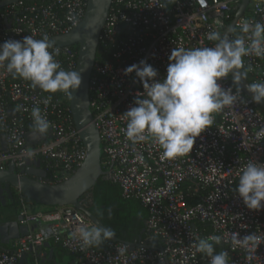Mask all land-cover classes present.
Instances as JSON below:
<instances>
[{"label":"built area","instance_id":"1","mask_svg":"<svg viewBox=\"0 0 264 264\" xmlns=\"http://www.w3.org/2000/svg\"><path fill=\"white\" fill-rule=\"evenodd\" d=\"M241 1L112 0L99 36L100 55L89 79L90 109L102 144L100 163L106 180L119 187L122 198L140 202L147 212L144 226L149 236L136 248L112 240L82 247L76 229L95 226L82 212L72 206L32 211V203L15 191L20 224L28 232L0 250V264H41L39 249L47 239L72 255L65 264H209L210 258L197 252L195 244L197 238L212 235L221 236L218 246L228 253V264H264V239L258 248L247 250L232 242L237 233L264 237V208L249 210L234 191L249 160L264 164V117L231 76L218 83L231 88L236 102L213 114V125L197 137L185 156L162 158L161 147L151 137L132 143L125 136L127 121L122 116L135 106L136 94L144 92L135 72L124 74L127 67L144 60L157 70L155 79L163 80L171 50L214 47L218 41L208 40V34L217 31L222 36ZM87 3L17 0L5 5L0 8V44L27 35L43 39L68 33L82 21ZM244 22L264 24V0H249L230 39L247 37L240 31ZM56 49L55 59L62 68L76 70L77 47L53 46L49 51ZM242 59L243 70L250 66L247 82H264V57ZM6 64L0 65V170L13 164L18 176H23L26 161L32 167L40 161L45 172L40 181L61 183L85 158L69 95L33 88L29 81L8 73ZM33 107L40 108L50 126L29 145L24 136L34 131ZM35 225L45 226L49 236L33 230Z\"/></svg>","mask_w":264,"mask_h":264},{"label":"clouds","instance_id":"2","mask_svg":"<svg viewBox=\"0 0 264 264\" xmlns=\"http://www.w3.org/2000/svg\"><path fill=\"white\" fill-rule=\"evenodd\" d=\"M217 23L221 22L218 20ZM240 31L248 34L247 37L241 35L233 40L212 31L207 39L218 41L214 47L173 48L163 80L155 79L157 70L144 60L127 67L124 74L135 72L144 92H138L133 101L135 106L122 114L127 121L126 138L137 143L151 137L161 147L164 159L189 154L197 137L213 125V114L237 100L231 88L222 87L218 81L231 74L232 83L239 85L247 79L250 70L249 66L241 71L245 68L242 58L248 55L264 57V24L244 22ZM51 47L47 36L34 39L27 35L22 40H6L0 44V65L7 61V72L14 78L29 81L33 88L71 96L81 86L82 71L64 70L55 59L59 49L50 52ZM245 90L251 94L254 103L264 102V82L247 84ZM31 116L34 130L41 135L47 133L50 123L39 107L32 108ZM234 191L249 210L264 208V164L249 160L241 169ZM75 234H78L82 247L99 246L115 236L111 228L100 226H81ZM262 239L264 237L255 233L243 237L237 233L232 242L247 250L258 248ZM220 243L221 236L212 235L197 238L195 248L210 258L209 264H228V253L215 251L214 245Z\"/></svg>","mask_w":264,"mask_h":264},{"label":"water","instance_id":"3","mask_svg":"<svg viewBox=\"0 0 264 264\" xmlns=\"http://www.w3.org/2000/svg\"><path fill=\"white\" fill-rule=\"evenodd\" d=\"M17 0H4L0 8ZM112 0H88L82 21L70 32L48 37L53 46H76L78 50L76 70L82 71V83L78 90L69 96L75 128L78 130L83 146L85 158L82 165L67 180L58 184H45L40 178L45 172L40 169V161H35L34 167L26 161L23 176H18L13 164L8 169L0 170V189L4 185L11 193L19 191L32 203L45 207L72 206L82 212L95 226L104 227L103 224L88 210L91 202V192L99 179L106 180L105 172L101 168L102 144L99 133L92 121V112L89 99V79L96 60L99 46V36L107 18ZM249 0H242L237 6L232 21L224 28L222 37L230 39L236 21L242 16ZM231 76V74H229ZM249 84L242 80L235 86L247 97L252 98L245 88ZM258 109L264 113V102L257 104ZM41 134L31 131L25 134L26 142L31 145L40 139ZM2 143L4 140H1ZM5 150V146H2ZM86 199V201H85ZM21 217L17 214L13 218L6 217L0 212V250H7V246L15 239L25 235L28 228L20 224ZM121 242L116 237L110 239ZM131 248L142 246L139 243H127ZM20 264L22 262L20 261Z\"/></svg>","mask_w":264,"mask_h":264},{"label":"trees","instance_id":"4","mask_svg":"<svg viewBox=\"0 0 264 264\" xmlns=\"http://www.w3.org/2000/svg\"><path fill=\"white\" fill-rule=\"evenodd\" d=\"M101 46H98L96 57L99 58ZM241 71H244L241 69ZM248 81V77L246 79ZM61 95L63 92H57ZM264 117V113L260 112ZM27 202L32 203L26 199ZM34 205V203H32ZM15 214H18L19 203L16 193L13 192V203L9 205ZM32 207V206H31ZM88 210L92 213L105 228H111L115 236L122 243H142L149 236L145 230L144 221L147 217L146 210L140 202L135 199H124L118 186L108 180L99 179L91 192V202ZM199 229L205 228L198 225ZM58 245V244H57ZM217 252L221 248L214 245ZM41 264L43 263L41 259Z\"/></svg>","mask_w":264,"mask_h":264},{"label":"crops","instance_id":"5","mask_svg":"<svg viewBox=\"0 0 264 264\" xmlns=\"http://www.w3.org/2000/svg\"><path fill=\"white\" fill-rule=\"evenodd\" d=\"M42 210H46V209H42ZM2 212L5 214L6 217H9V218H13L15 217V215H17L15 214V212H13L12 208L9 207V205L3 208ZM32 229L35 231L42 232L45 236H49L45 226L35 225L32 227ZM8 247L9 245L7 246V248ZM39 253L41 255L43 263L65 264L69 262L70 260H72V255H70L67 251L62 249L59 245L53 243L50 239L46 240L44 245L39 249Z\"/></svg>","mask_w":264,"mask_h":264},{"label":"flooded vegetation","instance_id":"6","mask_svg":"<svg viewBox=\"0 0 264 264\" xmlns=\"http://www.w3.org/2000/svg\"><path fill=\"white\" fill-rule=\"evenodd\" d=\"M86 201V199H85ZM13 203V193H11L4 185L0 189V212L3 208Z\"/></svg>","mask_w":264,"mask_h":264},{"label":"rangeland","instance_id":"7","mask_svg":"<svg viewBox=\"0 0 264 264\" xmlns=\"http://www.w3.org/2000/svg\"><path fill=\"white\" fill-rule=\"evenodd\" d=\"M42 209H46V207L45 206L36 205V204H34L32 206V211H37V210H42Z\"/></svg>","mask_w":264,"mask_h":264}]
</instances>
